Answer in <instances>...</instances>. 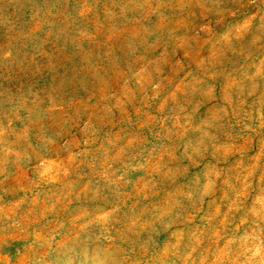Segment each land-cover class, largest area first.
Segmentation results:
<instances>
[{
	"label": "clouds",
	"instance_id": "1",
	"mask_svg": "<svg viewBox=\"0 0 264 264\" xmlns=\"http://www.w3.org/2000/svg\"><path fill=\"white\" fill-rule=\"evenodd\" d=\"M223 2L83 0L82 13L72 10L68 0H27L32 30L23 33L5 27L0 38V67L23 69L27 58L21 53L34 45L43 32L63 36L67 28L102 12L103 20L97 17L94 31L88 33L89 39H96L99 31L119 29L129 12L136 14L135 27L123 34V47L137 70L130 69L123 75L122 91L101 98L104 116H111L114 108L123 111L138 95L147 103L160 94L166 78L159 68L152 67L154 61L142 57L140 49L146 56L157 48L160 33L174 23L176 27L169 28L170 33L176 34L178 28L185 30L181 47L185 57L196 64V72H189L177 88L170 90L161 105L163 122L150 117L151 126L162 129L156 133L162 141L159 145L149 148L146 137L128 138L107 162L109 166L96 172L95 181H88L71 199L62 195L48 203L44 218L40 216L38 186L78 175L86 162V153L72 135L78 131L74 125L83 118V111L75 106L74 99L55 101L56 105H64V111L51 126L46 119L50 116L47 94L41 98L39 92L33 93V88L27 87L29 97L39 98L32 109L36 113V144L32 146L26 131V147L22 160L18 154L17 161L24 167L32 165L29 187L33 195L26 193L12 206L0 196V259L11 238L15 241L14 252L7 255L19 264H264V191H257L253 185L257 172L259 181L264 182L260 158L256 157L248 167L243 166L242 159L231 170L218 166L221 161L227 163L229 157L243 156L245 150L238 146V140H250L252 133L259 134L264 129V112L245 111V93L256 94L257 81L264 79V71L258 68L250 76L245 74L250 87L229 79L223 103L215 83L209 79L210 72L213 77L219 74L215 69L222 65L226 53L234 52V44L246 36L252 46L264 48V0H230L232 8L222 7ZM196 9L205 20L214 13L218 17L216 24L225 25L223 30L215 31L210 23L193 26L191 19ZM202 44L213 49L211 60L199 59ZM94 75L101 78L99 72ZM133 80L137 84L135 91L129 87ZM12 101L9 97L0 102ZM169 103L175 111L165 113ZM261 106L264 107V97ZM69 110L73 116L68 115ZM234 117L239 131L232 123ZM92 120L90 117L84 126L86 133L90 131L83 141L85 145L93 142L97 132ZM3 134L0 128V136ZM5 151L12 153L13 149ZM209 156L217 163L206 162ZM229 171L235 172L234 177L228 175ZM133 173L143 175L134 178ZM221 182L227 189L220 198L227 209L223 213L217 204ZM130 199L134 201L131 207ZM206 201L209 211L196 223L193 213L199 215Z\"/></svg>",
	"mask_w": 264,
	"mask_h": 264
},
{
	"label": "rangeland",
	"instance_id": "2",
	"mask_svg": "<svg viewBox=\"0 0 264 264\" xmlns=\"http://www.w3.org/2000/svg\"><path fill=\"white\" fill-rule=\"evenodd\" d=\"M109 2L110 0H103V3ZM68 3L72 10L83 13V0H68ZM222 7L234 6L230 0H224ZM195 12V17L191 19L193 26L210 23L215 31H222L225 27V25L216 24L218 17L214 13H209L205 20L200 16L199 9ZM30 14L31 9L27 5V0H3L0 3V38L3 37L6 26L14 27L23 33L30 32L32 30ZM135 15L134 12H129L127 20L120 22L119 29L99 31L96 33L98 37L96 39H89L88 33L94 31L97 17L103 20L102 12H97L94 17L80 20L67 28L63 36H51L43 32L34 45H29L21 53L27 58L23 69L0 67V101L7 100L9 97L13 98L11 104L0 102V128L4 130L3 136H0V168L3 169V174H0V196H3L7 205H15L17 200L24 197L26 193L30 197L33 195L29 187V182L33 179L32 165L24 167L17 161L18 154L22 160V152L26 147V131L32 146L35 147L36 144V130L33 123L36 113L32 109L34 103L39 102V98L34 95L28 96L27 87L29 86L33 88V93L39 92L41 98L47 94L45 102L48 103L47 111L50 116L46 119L51 126L55 125L57 116L64 111V105H56L55 101L74 99L75 106L83 111V118L77 120L74 125V129L78 131H74L72 135L79 142L80 150L86 153V162L78 175L74 174L65 180H57L54 184L38 186L41 218L48 215L45 211L48 203L54 202L62 195H68L71 199L84 188L88 181H95L96 172L109 166L107 162L128 138L146 137L149 148L162 142L156 135L161 133L162 129L159 125L152 127L150 117H157L163 122L161 105L165 104L170 90L177 88L189 72H196V64L185 57V49L181 47L186 39L185 30L178 28L176 34L170 33L169 28L176 27L175 23L160 33L161 39L157 48L149 50L146 56L144 49H140L142 57L154 61L152 67L159 68L162 77L166 78L165 87L160 94L147 103H143L138 95L136 101L127 105L123 111L114 108L111 116H104L100 110L104 103L101 98L106 94L122 91L123 75L130 69L137 70L136 64L129 59L123 47V34L135 27L133 20ZM249 41L250 37L246 36L244 40L236 42L234 44L236 50L227 52L222 65L215 69L219 74L213 77L212 72L209 73L210 82L215 83L221 103H223L222 97L228 88L229 79L234 82L243 81L246 87H250L249 82L244 79L245 74L250 76L258 68L264 71V63H262L264 48L254 47ZM102 48L105 49L104 52H101ZM198 51L199 59L211 60L213 57V49L208 44H202ZM33 55L35 60L32 59ZM192 55L195 57L196 53L193 52ZM96 72L100 73V79L94 75ZM257 83L259 88L255 95L247 96V92L245 93L247 100L245 111L259 109L264 112V107L261 106L262 97H264V79H258ZM129 87L134 91L137 89L134 80L129 83ZM148 95L153 96L151 89L148 90ZM169 111H175L170 103L164 108L165 113ZM200 112L204 113L205 109L201 108ZM68 115L73 116V111L69 110ZM99 116L104 118L97 119L96 117ZM90 117L93 118L92 123L97 132L93 142L85 145L83 141L88 139L90 131L86 133L84 126ZM168 123L171 126V122ZM232 123L236 126V131H239L240 126L236 117L232 119ZM237 143L245 150L243 156L237 154L235 157H229L227 163L221 161L218 166L231 170L235 163L242 159L243 166L248 167L259 156L260 164L264 167V129H261L259 134L252 133L250 140L246 137L238 140ZM8 148L13 149V152H6ZM206 162L217 163L211 156L206 158ZM187 163L184 161V165ZM132 175L135 178L143 173ZM228 175L234 177L235 172L229 171ZM253 185L257 191H264V182L259 181V172L253 177ZM225 191L227 189L221 182L217 192V204L220 205L221 213L227 210L220 199ZM133 203L134 201L130 199L129 207ZM215 208L216 206L213 205L211 211L214 212ZM208 211L209 205L206 201L199 215L193 213L196 217L195 222L199 223L200 216ZM160 240L163 246L164 237ZM14 244L15 241L9 238V243L4 245V257L0 259V264H19L7 255L9 251L14 252L12 247Z\"/></svg>",
	"mask_w": 264,
	"mask_h": 264
}]
</instances>
